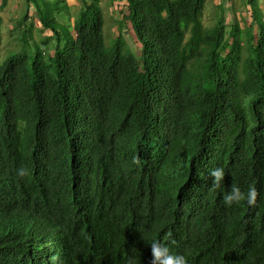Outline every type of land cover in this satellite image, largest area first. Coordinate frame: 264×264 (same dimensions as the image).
Listing matches in <instances>:
<instances>
[{"label": "trees", "instance_id": "16d2710c", "mask_svg": "<svg viewBox=\"0 0 264 264\" xmlns=\"http://www.w3.org/2000/svg\"><path fill=\"white\" fill-rule=\"evenodd\" d=\"M126 1L136 49L106 47L98 0L66 33L27 0L52 34L0 66V264H153L144 237L264 264L263 10L207 28L206 0ZM233 183L257 203L226 205Z\"/></svg>", "mask_w": 264, "mask_h": 264}, {"label": "rangeland", "instance_id": "374dc122", "mask_svg": "<svg viewBox=\"0 0 264 264\" xmlns=\"http://www.w3.org/2000/svg\"><path fill=\"white\" fill-rule=\"evenodd\" d=\"M109 1L112 0H105L103 4V16H104V39L107 48H111L113 44L118 40L119 33L122 35L121 40L130 48L136 49V40L133 37V33L130 31H126V24L124 23L122 16L128 13L127 10V1L120 0L121 3L118 5L110 4ZM256 2V8L261 9V3L264 0H254ZM253 7V4H248L247 0H206L205 10L203 14V24L207 28H212L218 17L220 15V10H225L226 18L229 24L235 19L246 18L248 20L250 8ZM53 8V7H52ZM56 9V8H53ZM55 10H51V15L54 14ZM63 19L56 18L59 24V28L62 32L66 33L68 30H72L73 23L71 20H67L68 13L63 12ZM14 16L13 11L5 12L4 10H0V17L2 18V43L0 45V66L2 63L12 54L22 51L21 43L23 41H28L31 47L33 48V44L35 43H43L47 38L43 36L40 32H38L35 26L36 24L41 27V24L37 18V15L33 12V17L29 18L27 23V27L32 26V35L31 38V31L30 29L24 30L17 23V17ZM0 18V19H1ZM33 19H37L35 23L32 21ZM70 21V22H69ZM20 22V21H18ZM54 25L57 27V23L54 20ZM44 32V31H42ZM25 35V36H24ZM35 42H33V40ZM32 40V41H31ZM134 40V41H133ZM128 48V47H127ZM28 49H30L28 47Z\"/></svg>", "mask_w": 264, "mask_h": 264}, {"label": "clouds", "instance_id": "9594fccd", "mask_svg": "<svg viewBox=\"0 0 264 264\" xmlns=\"http://www.w3.org/2000/svg\"><path fill=\"white\" fill-rule=\"evenodd\" d=\"M17 171L18 175L21 177H27L30 175L29 170L26 167H20ZM210 174L214 178L212 187L220 188L221 182L225 179V169L223 167H216L211 169ZM257 197L258 189L255 184H250L247 189H242L240 185L233 183L231 189L224 193L223 200L228 206L240 204L245 201L248 205H255L257 203ZM144 239L151 244L153 264H191L188 254L171 251L169 245L162 240L157 238L149 239L146 237H144ZM43 254L46 253L43 252Z\"/></svg>", "mask_w": 264, "mask_h": 264}, {"label": "crops", "instance_id": "0c3cea01", "mask_svg": "<svg viewBox=\"0 0 264 264\" xmlns=\"http://www.w3.org/2000/svg\"><path fill=\"white\" fill-rule=\"evenodd\" d=\"M6 1V4L3 6V2ZM40 4L41 8H48L50 7L51 10H55L54 14H57V16L55 15L56 18H60L63 19V15H61L63 12L68 13V17L67 20H71L72 23H74V20L76 19L77 15L79 14L80 8H81V4L83 0H37ZM88 3H92L95 0H85ZM99 5L101 6V8H103V4L105 2V0H98ZM110 4L113 5H118V3H121L120 0H112L109 1ZM56 9H53V8ZM261 8L264 12V2L261 3ZM4 10L5 12L8 11H13L14 16H18L17 17V23L18 25L21 24L22 26V19L26 16V12H29V18L33 17V12L37 15L38 17V8L35 7L34 4H30V7L28 8V2L27 0H0V10ZM54 16V15H53ZM1 18V17H0ZM37 19H33L32 21L35 23ZM1 21V25H2V18L0 19ZM20 21V22H18ZM29 21V19L27 20ZM70 22V21H69ZM37 28H40L37 24L35 25ZM52 32L49 30H46L45 32H43V36H51Z\"/></svg>", "mask_w": 264, "mask_h": 264}]
</instances>
